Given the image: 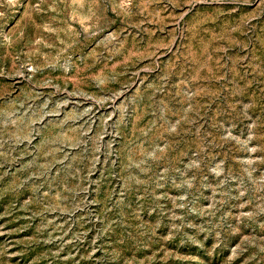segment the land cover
Wrapping results in <instances>:
<instances>
[{"label": "rangeland", "instance_id": "1", "mask_svg": "<svg viewBox=\"0 0 264 264\" xmlns=\"http://www.w3.org/2000/svg\"><path fill=\"white\" fill-rule=\"evenodd\" d=\"M0 264H264V0H0Z\"/></svg>", "mask_w": 264, "mask_h": 264}]
</instances>
